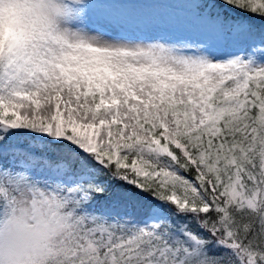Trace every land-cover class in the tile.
<instances>
[{"label": "snow or ice", "instance_id": "1", "mask_svg": "<svg viewBox=\"0 0 264 264\" xmlns=\"http://www.w3.org/2000/svg\"><path fill=\"white\" fill-rule=\"evenodd\" d=\"M0 264H264V0H0Z\"/></svg>", "mask_w": 264, "mask_h": 264}]
</instances>
